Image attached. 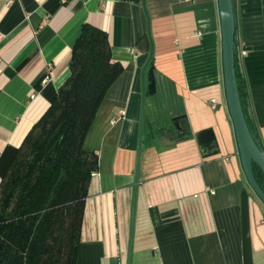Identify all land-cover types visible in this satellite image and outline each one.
I'll use <instances>...</instances> for the list:
<instances>
[{
    "label": "crops",
    "instance_id": "crops-1",
    "mask_svg": "<svg viewBox=\"0 0 264 264\" xmlns=\"http://www.w3.org/2000/svg\"><path fill=\"white\" fill-rule=\"evenodd\" d=\"M232 2L235 75L264 151V0ZM217 7V0H0V181L68 79L83 24L107 33L123 68L83 144L98 169L76 264H242L243 191L253 264H264V206L238 156ZM149 32L153 55L143 77Z\"/></svg>",
    "mask_w": 264,
    "mask_h": 264
},
{
    "label": "trees",
    "instance_id": "trees-1",
    "mask_svg": "<svg viewBox=\"0 0 264 264\" xmlns=\"http://www.w3.org/2000/svg\"><path fill=\"white\" fill-rule=\"evenodd\" d=\"M111 52L106 32L81 26L68 79L1 178L0 264H76L88 184L98 169L97 156L83 144L123 71ZM252 169L264 191L262 173Z\"/></svg>",
    "mask_w": 264,
    "mask_h": 264
},
{
    "label": "water",
    "instance_id": "water-1",
    "mask_svg": "<svg viewBox=\"0 0 264 264\" xmlns=\"http://www.w3.org/2000/svg\"><path fill=\"white\" fill-rule=\"evenodd\" d=\"M145 1V0H144ZM218 13L221 28L222 40V61L225 94L229 116L233 124V130L237 143L242 172L250 188L264 206V191L258 184L253 166L260 170L264 177V151L259 142L254 138L253 132L250 128L248 118L252 120L250 108L247 107L245 112L244 106L241 102V96L238 87L236 74V55H235V12L232 0H217ZM150 54L143 68L142 75L144 77V70L152 60L153 43L150 37ZM153 66H150L147 73L148 93L153 94L155 91ZM142 98L145 96L143 87ZM176 126L177 119L173 120ZM141 128V124H140ZM139 159V151L138 156ZM137 179V177H136ZM240 215H241V247H242V264H253L252 247H251V233H250V203L246 192H242L240 196ZM129 258H131V247L129 250ZM128 264H130V259Z\"/></svg>",
    "mask_w": 264,
    "mask_h": 264
},
{
    "label": "rangeland",
    "instance_id": "rangeland-1",
    "mask_svg": "<svg viewBox=\"0 0 264 264\" xmlns=\"http://www.w3.org/2000/svg\"><path fill=\"white\" fill-rule=\"evenodd\" d=\"M247 189L249 190V193H250L251 196H252V194H253L252 190H251L249 187H247Z\"/></svg>",
    "mask_w": 264,
    "mask_h": 264
},
{
    "label": "built area",
    "instance_id": "built-area-1",
    "mask_svg": "<svg viewBox=\"0 0 264 264\" xmlns=\"http://www.w3.org/2000/svg\"><path fill=\"white\" fill-rule=\"evenodd\" d=\"M216 100L212 99L210 103L215 104Z\"/></svg>",
    "mask_w": 264,
    "mask_h": 264
}]
</instances>
